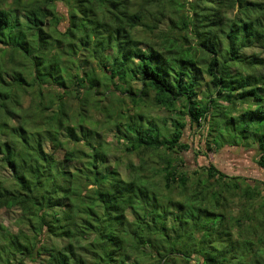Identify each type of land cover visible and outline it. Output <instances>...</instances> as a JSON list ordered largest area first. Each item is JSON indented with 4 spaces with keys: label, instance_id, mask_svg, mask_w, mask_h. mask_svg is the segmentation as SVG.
<instances>
[{
    "label": "trees",
    "instance_id": "obj_1",
    "mask_svg": "<svg viewBox=\"0 0 264 264\" xmlns=\"http://www.w3.org/2000/svg\"><path fill=\"white\" fill-rule=\"evenodd\" d=\"M263 51L264 0H0V264H264V182L181 169L264 167Z\"/></svg>",
    "mask_w": 264,
    "mask_h": 264
},
{
    "label": "rangeland",
    "instance_id": "obj_2",
    "mask_svg": "<svg viewBox=\"0 0 264 264\" xmlns=\"http://www.w3.org/2000/svg\"><path fill=\"white\" fill-rule=\"evenodd\" d=\"M58 8L61 10V13L67 12V8L62 2H58ZM250 52V51H249ZM258 53V52H257ZM264 57V51L261 53ZM261 72H264V68ZM109 97L102 98V102L107 103ZM222 98V97H221ZM230 97L223 95L222 100L228 102ZM216 105L219 108L218 102L220 99L215 100ZM242 100L240 99V102ZM243 102V101H242ZM130 104V103H129ZM144 110H146L150 115L156 117H164L166 115L174 117L171 112L156 107L153 104V101L147 100L145 105L143 106ZM215 109V110H214ZM212 108L213 113L212 116L209 117L210 121L217 122L215 127L216 132H224V124L222 122L225 121V116L230 119L231 110L228 106L223 105L221 109V113L216 112V107ZM222 115H224V119H222ZM109 132L105 135L111 140H115V137ZM206 127H198L194 126V128H190L187 126L183 132V141L187 142L190 145V149L186 151H182V156L185 158V163L181 167V169L187 172L189 175H194L195 171L201 170L202 166L207 165L209 162H213L220 169L224 170L229 174H241L248 177L250 180H259L264 182V167L259 166L257 163L258 159V149L251 145H227L223 146L220 149H210L207 146L206 142ZM19 212L16 209L7 210L6 208L0 209V222L2 224L10 226L13 230L18 228L15 219L18 216ZM194 261L191 263L193 264ZM28 264H38V262L30 261Z\"/></svg>",
    "mask_w": 264,
    "mask_h": 264
},
{
    "label": "water",
    "instance_id": "obj_3",
    "mask_svg": "<svg viewBox=\"0 0 264 264\" xmlns=\"http://www.w3.org/2000/svg\"><path fill=\"white\" fill-rule=\"evenodd\" d=\"M162 264V263H161Z\"/></svg>",
    "mask_w": 264,
    "mask_h": 264
}]
</instances>
